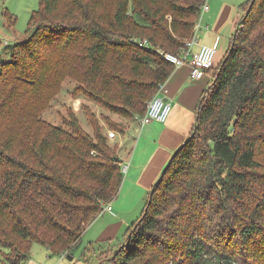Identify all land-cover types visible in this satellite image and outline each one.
Wrapping results in <instances>:
<instances>
[{"label": "trees", "instance_id": "trees-1", "mask_svg": "<svg viewBox=\"0 0 264 264\" xmlns=\"http://www.w3.org/2000/svg\"><path fill=\"white\" fill-rule=\"evenodd\" d=\"M205 1L40 0L31 32L0 60L6 264L27 261L33 243L74 256L120 190L122 161L98 127L88 133L73 112L64 120L70 129L41 119L63 80L80 81L109 109L142 116L176 68L165 54L183 50ZM243 8L226 56L207 70L213 78L192 131L141 215L119 242L89 243L87 264H163L174 247L182 264H264V0Z\"/></svg>", "mask_w": 264, "mask_h": 264}, {"label": "crops", "instance_id": "crops-1", "mask_svg": "<svg viewBox=\"0 0 264 264\" xmlns=\"http://www.w3.org/2000/svg\"><path fill=\"white\" fill-rule=\"evenodd\" d=\"M206 1L209 7L201 14L194 28L192 35H196L197 41L191 53L197 52L203 44L216 46L218 65L227 54L238 23L245 13L243 5L249 0ZM9 37L11 43L6 42L3 48L21 39L17 34ZM212 72H207L203 78L194 79L188 63L174 69L161 91V95L172 104L167 121H153L139 126L135 140L128 146L132 149L119 156L122 165L128 167L120 190L111 201L112 210H103L86 227L80 247L84 245L86 235H89L92 244L106 241L116 243L123 239L139 217L137 215L143 210L149 192L171 156L192 131L202 94L212 81ZM79 248L74 251L72 260H67L68 255L62 254L59 255L60 260L54 261L55 264H87L82 256H78Z\"/></svg>", "mask_w": 264, "mask_h": 264}, {"label": "rangeland", "instance_id": "rangeland-1", "mask_svg": "<svg viewBox=\"0 0 264 264\" xmlns=\"http://www.w3.org/2000/svg\"><path fill=\"white\" fill-rule=\"evenodd\" d=\"M39 5L40 0H0V60H9L11 58L9 49L3 48L6 42L9 43L11 41L9 36L12 37L14 34H17V36L23 38L29 35L32 30L29 28L31 14L39 8ZM158 91L159 89L154 95ZM119 109L120 112H117ZM119 109L116 108V111H114L92 99L88 94L87 87L80 81L66 77L59 91L48 101L44 110H42L41 119L70 129L64 120L65 118L69 119L70 113L73 112L84 130L95 135V129L98 127L99 131L107 138V143L112 152L117 156H121L132 149L129 147L138 133L140 118L142 116L133 117L126 115L123 109ZM142 211L139 213L140 215ZM89 238V235L84 236V245L79 248L77 252L78 256L81 257L83 255L84 249L90 243L91 239ZM170 243L173 244V242ZM173 249H176L178 253L173 254L174 256L172 257L162 256L161 260H163V264L175 261L181 264L184 262L182 250L177 247ZM3 251L5 252L6 250H0V264H6L3 260ZM162 251H167L166 246ZM66 257L67 260L70 259L68 256ZM149 257L152 258V255ZM56 260H60L59 255L53 254L47 247L39 243H33L31 257L22 264H55Z\"/></svg>", "mask_w": 264, "mask_h": 264}, {"label": "built area", "instance_id": "built-area-1", "mask_svg": "<svg viewBox=\"0 0 264 264\" xmlns=\"http://www.w3.org/2000/svg\"><path fill=\"white\" fill-rule=\"evenodd\" d=\"M207 1L201 7V14L208 9ZM197 41L196 35H192L185 42V47L179 54L166 53L165 57L170 62L174 63L176 67H179L185 63H188L191 67V76L194 79L203 78L207 70L216 65V46L201 45L197 52L191 53L193 44ZM190 55V56H189ZM163 85L160 86L159 91L154 95L147 103L146 111L140 118V125H145L153 121L166 122L171 110V102L161 95L163 91ZM127 165L123 166V171L127 170ZM112 210V204L108 203L104 206L103 210Z\"/></svg>", "mask_w": 264, "mask_h": 264}, {"label": "water", "instance_id": "water-1", "mask_svg": "<svg viewBox=\"0 0 264 264\" xmlns=\"http://www.w3.org/2000/svg\"><path fill=\"white\" fill-rule=\"evenodd\" d=\"M80 245H81V242L76 246V249H78L80 247ZM72 257H73L72 255L68 256V258H70V259H72Z\"/></svg>", "mask_w": 264, "mask_h": 264}]
</instances>
